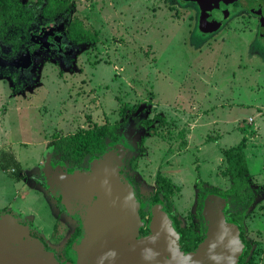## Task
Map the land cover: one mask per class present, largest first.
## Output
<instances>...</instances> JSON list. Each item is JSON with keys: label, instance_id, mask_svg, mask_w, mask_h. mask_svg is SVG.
<instances>
[{"label": "rangeland", "instance_id": "1", "mask_svg": "<svg viewBox=\"0 0 264 264\" xmlns=\"http://www.w3.org/2000/svg\"><path fill=\"white\" fill-rule=\"evenodd\" d=\"M70 1L57 32L66 35L74 23L97 41L76 46L63 38L62 51L40 48L28 66L0 71V215L15 212L32 237L62 247L81 219L58 214L61 198L48 189L45 170L67 168L48 143L75 136L71 153L91 148L86 133L93 127L126 119L111 151L121 146L146 195L157 172L169 178L178 188L174 213L188 226L196 182L225 196L222 152L244 137L251 185L260 190L244 221L248 264H264V41L256 20L238 9L203 33L197 9L178 0ZM153 118L150 128L138 126Z\"/></svg>", "mask_w": 264, "mask_h": 264}, {"label": "water", "instance_id": "2", "mask_svg": "<svg viewBox=\"0 0 264 264\" xmlns=\"http://www.w3.org/2000/svg\"><path fill=\"white\" fill-rule=\"evenodd\" d=\"M183 1L198 5L199 27L208 33L228 18L237 0ZM45 38L41 31L35 41L44 46ZM29 61L25 54L14 64L26 67ZM123 155L118 146L92 160L86 172L67 173L60 166L45 170L48 189L61 198L70 216L81 219L80 233L67 249L73 264H238L244 248L240 230L226 221V200L216 195L204 200L206 236L195 251H181L174 222L160 205L152 208L149 232L141 236L139 202L120 177ZM0 264L60 263L27 226L7 213L0 215Z\"/></svg>", "mask_w": 264, "mask_h": 264}, {"label": "trees", "instance_id": "3", "mask_svg": "<svg viewBox=\"0 0 264 264\" xmlns=\"http://www.w3.org/2000/svg\"><path fill=\"white\" fill-rule=\"evenodd\" d=\"M72 10L70 0H37L33 3L24 0L22 3L19 0H0V17L6 15V26L8 28L9 40H16V31L20 27L23 29V43H26L29 38V31L34 24L37 16H42L45 21H52L59 16L68 15ZM67 37L75 44L92 43L97 40L95 35L86 31H78L77 26L72 23L68 27ZM155 120V119H154ZM154 121H149L148 124ZM121 124L116 123L111 128L107 126L93 127L91 132L86 133L87 138L95 143L93 147H76L72 153L69 151L71 143L75 140V136L69 141L61 140L59 136H54L53 140L48 144L52 147L54 157L57 158L61 165L66 166L68 173L74 171L85 172L90 168V162L100 158L105 152L113 149L114 145L120 141L119 129ZM246 139L243 137L238 145L225 149L222 154L226 163L227 176L230 183L229 188L225 191V196L218 194L215 188L207 187L203 182L197 181L195 184L197 205L195 210L196 223L188 226L182 225L174 214V208L171 201V194L178 190L175 188L171 180L162 176L160 173L156 176V189L153 195L144 198V207L141 209V217L146 218L145 227L140 229V235H146L149 232L148 223L151 219L150 207L160 205L167 214L171 215L177 232L181 234V239H186L191 246L190 249L198 247L206 236V225L203 221L202 209L204 200L210 195H216L226 200V221L238 226L243 233V219L247 216L249 209L255 201L256 190L252 188L248 165L246 163L244 149ZM68 144L66 148L63 143ZM74 153V154H73ZM16 174V179L19 181L21 177L17 174V170L13 171ZM146 203V204H145ZM79 227L74 229L73 234L67 241L70 245L79 235ZM241 238V237H240ZM241 241L243 239L241 238ZM244 242V241H243ZM239 258L238 264H248L249 256L252 250L248 242ZM189 249V250H190ZM188 250V249H187Z\"/></svg>", "mask_w": 264, "mask_h": 264}, {"label": "flooded vegetation", "instance_id": "4", "mask_svg": "<svg viewBox=\"0 0 264 264\" xmlns=\"http://www.w3.org/2000/svg\"><path fill=\"white\" fill-rule=\"evenodd\" d=\"M19 1L22 3L24 0H19ZM36 2H37V0H36ZM178 2H180L183 5L192 4L197 9V13H198L197 16H198V22H199V20H200V10H199L198 5L195 2H193V1H183V0H178ZM242 3H244V4H242ZM229 9H230L229 16H228V18L223 20V22L221 23L220 27H222V25L225 22H227L228 19H230L232 17V15L234 14V12L236 10L243 9L244 11H246V13L250 17H252V18H254L256 20L258 38L260 40L264 41V4L263 3H261L259 0H237L232 6H230ZM59 17H61V16H59ZM58 18H56V19H54L52 21H45L44 18H42V16L38 15L37 19L34 20V24H33V26L31 27V29L29 31L28 41L26 43H23V29H22V27H20L16 31V37L17 38H16L15 43H14L13 39L9 40L8 28L6 26V20H5L6 19V15L2 14V16L0 17V71H3L5 68H8V67L16 68V65L14 64L15 61H18V59L20 57H22L23 55H25V54L29 55V58H31L32 54L36 50H38L40 48L47 49V50L55 49L57 52L62 51L63 48H64L63 38L66 39L69 43H71L73 45H76V46H80V45L86 44V43L75 44V43L71 42V40L68 39V37H67L68 27L72 23L68 25V27L66 29V35L62 36L61 34H59L57 32V25L55 26L56 20H58ZM41 31H44L45 35H46V38H45V40L43 42L44 46H41L39 43H37L35 41V37L37 35H39ZM94 42H92L90 44H93ZM17 71H15V72H17ZM149 121H154L155 122L154 118L153 119H144V120H142L140 122V124L138 126L139 127H148V128H150L154 124V122L151 123V124H148ZM119 124H121V127L119 129L120 139H121L122 133H121L120 130H121V128L123 126L125 127L128 123H127L126 119H123L121 121V123H119ZM128 163L129 162L127 161V157L124 158L123 161H122V165L120 167V177L123 180H127L128 183L131 185V187L133 189V192H134V196L139 202V215L141 217V209H142V206L144 205V202H145L143 199L144 198H148L151 195H153L155 190L153 192L147 194V195L144 194L143 191L141 190V185L139 184L137 179L132 175V172L129 170V169H132V168L127 166V165H129ZM157 174H158V172L155 174V178H154L155 189H156V182L155 181H156ZM160 174L165 177V175H163L162 173H160ZM21 180H19V181H21ZM19 181L16 179V182H19ZM259 192H260V190H258L256 192V195H258ZM196 193L197 192H196V189H195V195H196ZM56 199H59V198H56ZM196 205H197V195L195 196L194 215H195ZM57 206H58V214L59 215L63 214L65 217H67L66 215H68V213L66 212L64 206L61 204V201H59V203H57ZM226 208H227V206L225 205L224 208H223V214H224L225 218H226V216H225L226 213L225 212L227 210ZM169 216L172 219L170 214H169ZM193 217H194V223L193 224H195L197 218L195 216H193ZM16 218L18 219L17 214H16ZM245 219L246 218L243 219V233H242V236H241V231H240V237L243 239L244 242H248L249 243V241L244 237V221H245ZM178 220H180V219L178 218ZM203 221L205 223L204 217H203ZM76 227H79V231H80V225L76 224L74 229ZM74 229L71 232L70 236L68 237L67 241L69 240V238L73 234ZM178 234H179V246H180L181 251L186 253V252H193V251H195L197 249V247L194 248V249H190L191 246L188 245L189 243L187 242V240L183 239V238L181 239V234L180 233H178ZM31 235L37 237V235H35L33 232H31ZM67 241L64 243V245L62 247H59V249L51 247L50 245H48L46 243V241H42V242L45 245V249L48 252L52 253L54 255V257L56 258V260L60 264H73L71 258L69 257V255L67 253V249L72 243L70 245H67L66 244ZM243 241H242V243L244 244V248H245L246 243H244ZM244 248H243V250H244Z\"/></svg>", "mask_w": 264, "mask_h": 264}, {"label": "crops", "instance_id": "5", "mask_svg": "<svg viewBox=\"0 0 264 264\" xmlns=\"http://www.w3.org/2000/svg\"><path fill=\"white\" fill-rule=\"evenodd\" d=\"M171 155H173V154H171ZM177 157L175 156V158L174 159H176ZM173 165H174V163H173ZM174 167H176L175 165H174ZM160 169H167V167H166V165L164 166V167H161ZM13 215L14 214H16L15 212H11Z\"/></svg>", "mask_w": 264, "mask_h": 264}, {"label": "built area", "instance_id": "6", "mask_svg": "<svg viewBox=\"0 0 264 264\" xmlns=\"http://www.w3.org/2000/svg\"><path fill=\"white\" fill-rule=\"evenodd\" d=\"M252 121V119H249V122H251Z\"/></svg>", "mask_w": 264, "mask_h": 264}]
</instances>
